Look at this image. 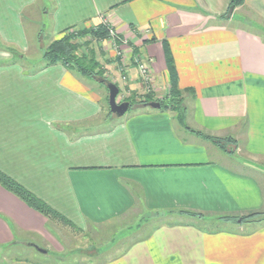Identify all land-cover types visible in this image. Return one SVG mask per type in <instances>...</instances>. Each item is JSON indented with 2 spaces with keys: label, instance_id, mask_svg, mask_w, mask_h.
<instances>
[{
  "label": "crops",
  "instance_id": "0c3cea01",
  "mask_svg": "<svg viewBox=\"0 0 264 264\" xmlns=\"http://www.w3.org/2000/svg\"><path fill=\"white\" fill-rule=\"evenodd\" d=\"M36 2L0 0V171L81 234L132 226L95 251L109 256L103 264H264V0H245L243 15L229 11L230 0L41 2L52 39L111 23L149 63L162 96L167 45L182 123L143 103L121 117L108 106L112 115L99 121L91 79L41 54L13 57L8 48L30 47L23 15ZM204 135L229 137L231 148ZM251 213L262 216L220 218ZM48 232L43 215L0 186V264H51L10 250L50 241Z\"/></svg>",
  "mask_w": 264,
  "mask_h": 264
},
{
  "label": "rangeland",
  "instance_id": "374dc122",
  "mask_svg": "<svg viewBox=\"0 0 264 264\" xmlns=\"http://www.w3.org/2000/svg\"><path fill=\"white\" fill-rule=\"evenodd\" d=\"M41 2H43V0H37L32 8L25 10L24 12L23 23L27 31L30 47L24 50V52L13 47L18 51L19 55L25 54L31 58H39V55H42L43 53L42 50H44L45 46L52 40L50 31H48L49 19L45 18V16H40L43 12V9L40 8ZM241 9L242 7H237L235 9V13H242L243 15L244 12H238L241 11ZM101 22L108 29V36L103 39L92 41L90 47L95 49L97 58L103 67L104 71L102 76L114 83L117 81L121 82L122 90L117 96V101L121 102L128 100L132 102L131 105H133L142 101L144 96L149 93L153 94L154 100L162 99L164 96L159 93V88L153 83V78L149 76L148 79L145 80L141 76L134 61L136 56H134L133 47L129 44L128 39L119 34L115 27L108 21L101 19ZM90 27L91 26H88L87 28ZM37 31L40 32V34H38L40 35L39 39H36ZM41 36H44V39H42ZM89 37L90 36H86L85 39H89ZM16 58L19 57L17 56ZM131 66H134L135 70L132 71L131 74H128V70ZM133 73H137L135 76L136 78ZM124 81L128 85L126 89H124L122 84ZM90 84L95 88V90L100 92L101 98L99 99L103 105V112L98 120L101 121L105 115H112L108 110L107 90L103 84L99 83L95 79H91ZM137 88L140 90L138 91ZM230 148L231 146H226L227 150ZM45 219L47 222V229L49 230L48 234L51 239L50 241H47L41 238H35V240L39 242L37 245L41 248L47 249L48 254L44 255L30 246H14L10 249L13 258H45L51 264H103L109 256H94L95 251L98 249L100 253H103L113 242H115V240L133 230L132 226L129 229L126 228L118 230H115L116 227L112 228L110 226L109 229L100 230L96 234L91 230L87 233L81 234L77 230H74L71 226L64 224L56 218L45 217ZM129 219H131V217L126 219L127 222L130 221ZM154 224L156 223H149L147 228H151ZM128 241L129 239L126 238L125 240H121L117 243L119 245L121 244L120 246L123 247L122 245L126 244ZM2 256L3 254H0V257Z\"/></svg>",
  "mask_w": 264,
  "mask_h": 264
},
{
  "label": "trees",
  "instance_id": "16d2710c",
  "mask_svg": "<svg viewBox=\"0 0 264 264\" xmlns=\"http://www.w3.org/2000/svg\"><path fill=\"white\" fill-rule=\"evenodd\" d=\"M245 0H230L229 11L233 12L237 7L242 6ZM90 36L89 39H85ZM108 36V29L102 22L90 28L69 27L64 29L60 35L52 39L44 48L42 58L46 65L61 64L68 70L75 71L88 79H95L101 84L107 80L102 76L103 67L97 58V53L93 47H90L92 41L106 38ZM81 40V41H78ZM13 57H20L18 51L14 48H8ZM133 52L135 50L133 49ZM163 53L165 58L166 71L168 74V88L166 95L162 99L154 100L153 94L149 93L144 96V99L139 103H147L149 101H157L161 105V109H171L175 112L179 122H183L184 101L177 86V75L173 59L170 55L167 45H163ZM137 56V53H134ZM106 88V87H105ZM128 101V100H127ZM130 105L132 102L128 101ZM205 138L212 140L222 149H226L230 138L218 139L209 135H204ZM0 186L7 191L14 194L17 198L22 200L31 209L37 211L44 217H53L64 224L75 227L66 220L63 216L57 213L48 204L35 196L32 192L27 190L14 179L5 175L0 171ZM192 214V213H189ZM260 213H251L244 217L222 216L220 218L249 221L252 218L260 217ZM76 230V229H75Z\"/></svg>",
  "mask_w": 264,
  "mask_h": 264
},
{
  "label": "water",
  "instance_id": "95a60500",
  "mask_svg": "<svg viewBox=\"0 0 264 264\" xmlns=\"http://www.w3.org/2000/svg\"><path fill=\"white\" fill-rule=\"evenodd\" d=\"M105 87L107 89V103L109 106L110 112L115 116V117H121L129 108L130 104L128 101H117V95L119 93V88L118 86L109 80L104 81ZM144 105H148L152 108H160L161 105L157 101H149L147 103H144ZM28 246H31L35 248L38 252L40 253H46L47 251L43 248H41L39 245L32 243V242H27L26 243Z\"/></svg>",
  "mask_w": 264,
  "mask_h": 264
},
{
  "label": "built area",
  "instance_id": "2783aa9c",
  "mask_svg": "<svg viewBox=\"0 0 264 264\" xmlns=\"http://www.w3.org/2000/svg\"><path fill=\"white\" fill-rule=\"evenodd\" d=\"M137 68L140 71L141 76L147 80L149 76H151V68L147 61L143 60L140 55H137L134 59ZM152 77V76H151Z\"/></svg>",
  "mask_w": 264,
  "mask_h": 264
}]
</instances>
